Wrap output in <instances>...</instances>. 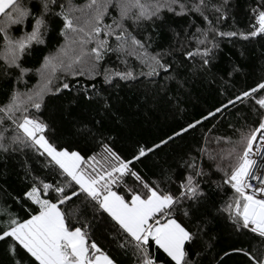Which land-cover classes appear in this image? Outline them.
<instances>
[{
	"label": "snow or ice",
	"instance_id": "snow-or-ice-1",
	"mask_svg": "<svg viewBox=\"0 0 264 264\" xmlns=\"http://www.w3.org/2000/svg\"><path fill=\"white\" fill-rule=\"evenodd\" d=\"M230 261L264 264V0H0V264Z\"/></svg>",
	"mask_w": 264,
	"mask_h": 264
},
{
	"label": "trees",
	"instance_id": "trees-1",
	"mask_svg": "<svg viewBox=\"0 0 264 264\" xmlns=\"http://www.w3.org/2000/svg\"><path fill=\"white\" fill-rule=\"evenodd\" d=\"M241 26H243V25H241ZM247 83L248 84L252 83L251 78L247 81ZM244 86H245V81L242 78L238 79V81H237V89L242 88ZM219 100H220L219 97L215 96L214 94H209L207 96V98L202 101V104L205 107L211 108L212 106L218 104ZM207 126H210V124L207 125ZM135 129L141 135L159 134V133L155 132L152 123L151 122H147L145 117H143V116H140L139 119L137 121H135ZM220 130H225L224 126H220L218 131H220ZM212 147H215V145H212ZM216 178L219 179V176H217ZM12 184H13V187H16L15 177L13 178ZM230 243H232V238H230L226 233H221L220 243H219L218 246L221 247V248H225L226 249ZM233 259H238V258L234 257ZM230 264H231V261H230Z\"/></svg>",
	"mask_w": 264,
	"mask_h": 264
},
{
	"label": "built area",
	"instance_id": "built-area-1",
	"mask_svg": "<svg viewBox=\"0 0 264 264\" xmlns=\"http://www.w3.org/2000/svg\"><path fill=\"white\" fill-rule=\"evenodd\" d=\"M257 167H261V165H258Z\"/></svg>",
	"mask_w": 264,
	"mask_h": 264
}]
</instances>
